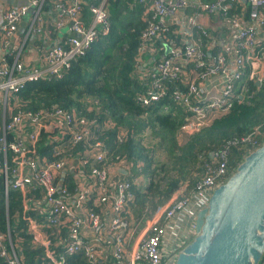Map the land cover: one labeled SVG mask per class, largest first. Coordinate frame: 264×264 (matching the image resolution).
<instances>
[{
	"label": "built area",
	"instance_id": "2783aa9c",
	"mask_svg": "<svg viewBox=\"0 0 264 264\" xmlns=\"http://www.w3.org/2000/svg\"><path fill=\"white\" fill-rule=\"evenodd\" d=\"M20 1L0 3V174L5 199L9 190L20 193L22 210L15 215L31 246L42 248L35 264H68L66 257L75 253L83 264H171L196 212L230 175V150L258 147L261 123L210 152L189 190L185 184L162 206H145L133 216L134 191L148 183L143 164L112 159L101 139L114 129V142L121 144L126 129L101 117L93 99L87 116L57 106L29 109L15 98L27 82L60 78L109 32L106 0H51L52 18L48 0ZM137 1L144 5V25L134 64L143 90L135 102L163 101V110L166 102L178 106V136L199 131L235 99L242 101L245 74L259 85L264 80V0ZM0 261L23 264L8 228L0 230ZM258 264H264V252Z\"/></svg>",
	"mask_w": 264,
	"mask_h": 264
},
{
	"label": "trees",
	"instance_id": "16d2710c",
	"mask_svg": "<svg viewBox=\"0 0 264 264\" xmlns=\"http://www.w3.org/2000/svg\"><path fill=\"white\" fill-rule=\"evenodd\" d=\"M106 10L110 24L106 35L98 36L83 56L74 58L60 78L27 82L15 98L29 109L57 106L87 116L93 115V107L86 110L87 100L93 99L101 108V117L107 116L117 126L124 127L127 134L121 144L114 142V129H108L101 139L112 159L125 156L143 164L148 183L143 191H134V199L129 204L132 215L139 217L143 207L155 210L185 184V190H189L200 172L201 161L211 160L210 152L226 139L242 135L260 123L264 133V87L245 80V74L240 80L247 87L242 101L235 99L228 112L199 131L178 136L182 120L178 106L166 102L168 107L163 110V101L149 106L135 102L136 93L143 90V83L135 75L134 58L138 35L144 25V5L137 0H106ZM145 131L155 140L148 148L141 143ZM263 139L264 135L260 142ZM157 149L166 152L164 164L153 163L151 154ZM245 153L243 147L230 150L226 158L229 173ZM9 156L7 152L6 157ZM20 202V193L16 190H9L4 198L0 174V230L5 233L8 228L23 264H35L40 260L42 248L31 246L23 222L16 219L15 214L22 210ZM66 258L68 264L84 263L80 253Z\"/></svg>",
	"mask_w": 264,
	"mask_h": 264
},
{
	"label": "water",
	"instance_id": "95a60500",
	"mask_svg": "<svg viewBox=\"0 0 264 264\" xmlns=\"http://www.w3.org/2000/svg\"><path fill=\"white\" fill-rule=\"evenodd\" d=\"M192 234L171 264H258L264 252V139L211 191L186 239Z\"/></svg>",
	"mask_w": 264,
	"mask_h": 264
},
{
	"label": "rangeland",
	"instance_id": "374dc122",
	"mask_svg": "<svg viewBox=\"0 0 264 264\" xmlns=\"http://www.w3.org/2000/svg\"><path fill=\"white\" fill-rule=\"evenodd\" d=\"M260 85L261 86H263L264 87V80H262V81H260ZM90 99H88L87 100V102L89 101ZM15 102V101H14ZM4 116L6 117L7 116V112H4ZM150 141V142H149ZM154 142H155V140H153V139H150V136H149V132L148 131H145V134H144V136L141 138V143L142 144H145L144 146H146L147 148L148 147H150V144L151 143H153L154 144ZM166 152L165 151H159L158 149L157 150H153L152 151V154H151V156H152V159H153V163L155 164V163H157V164H161V163H165V162H167V157H166ZM194 170V169H193ZM192 170V171H193ZM191 171V172H192ZM233 172V171H232ZM231 172V173H232ZM230 173V174H231ZM229 176V175H228ZM227 176V177H228ZM192 236H193V234L192 235H188V237H187V239H186V237L184 236L183 237V239H182V241H183V243H186L189 239H191L192 238ZM186 239V240H185Z\"/></svg>",
	"mask_w": 264,
	"mask_h": 264
},
{
	"label": "crops",
	"instance_id": "0c3cea01",
	"mask_svg": "<svg viewBox=\"0 0 264 264\" xmlns=\"http://www.w3.org/2000/svg\"><path fill=\"white\" fill-rule=\"evenodd\" d=\"M50 1H51V0H49V4H46V5H47V7H48V11H49L48 16L52 18L53 14H52L51 2H50ZM0 3H1V5L4 7V6H6V4H7V5H10V4H17V3H21V1L19 0V1H15V2H14V1H11V0H0ZM49 5H50V6H49ZM50 12H51V13H50ZM142 19H143V17H142ZM202 20L205 21L206 19H205V20L202 19ZM208 24H209L211 27H213V26H212V23H211L210 21H208ZM24 30H25V27L23 28L22 25H20L19 28H18V37H19V39H22V37H23V31H24ZM56 36H57L56 33H50V38H51V39H54ZM22 52H23V53H26L25 45L23 46ZM140 73L143 74V63H142V67H141ZM255 86L258 87V86H260V85H259L258 83H256Z\"/></svg>",
	"mask_w": 264,
	"mask_h": 264
}]
</instances>
